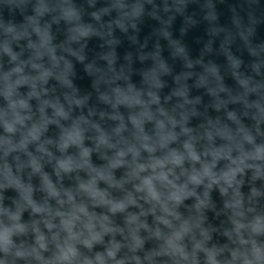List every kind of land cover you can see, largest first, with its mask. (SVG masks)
<instances>
[{
  "label": "water",
  "instance_id": "water-1",
  "mask_svg": "<svg viewBox=\"0 0 264 264\" xmlns=\"http://www.w3.org/2000/svg\"><path fill=\"white\" fill-rule=\"evenodd\" d=\"M247 2L0 0V232L13 229L0 264H25L94 200L87 188L100 193L114 179Z\"/></svg>",
  "mask_w": 264,
  "mask_h": 264
},
{
  "label": "clouds",
  "instance_id": "clouds-1",
  "mask_svg": "<svg viewBox=\"0 0 264 264\" xmlns=\"http://www.w3.org/2000/svg\"><path fill=\"white\" fill-rule=\"evenodd\" d=\"M46 75V74H45ZM23 106V105H22ZM7 127V130L8 131H12L13 129L11 128V126H6ZM33 138L35 139L36 136L33 135ZM71 141V142H79V136L78 134L76 135H69L68 139L65 141V143L62 145V147H67V144L68 142ZM187 147V146H186ZM84 155H87V150L84 151L83 153ZM122 155V154H121ZM192 155V158L193 159H198V157L195 156L194 153H191ZM174 163H179L180 162V158L179 157H174V160H173ZM34 167L35 169L38 171L39 168H38V165H35V162H34ZM59 167L62 168L63 170L65 171H69L70 170V161H61L60 164H59ZM193 180L196 181L197 178L196 177H193ZM198 182V181H197ZM145 184L149 186V191L150 193L155 197V193L154 191L152 190L151 188V184H150V181H145ZM19 186V185H18ZM44 186H45V189L48 191V193L52 196H56L58 195L55 187L52 185V183L48 180L47 177L44 178ZM22 187V186H21ZM86 190H91L92 191V194L93 195H100L99 193H97L95 191L94 188H87ZM30 189H24V198L28 201V203L31 205L32 207V210L34 212H42L44 211L45 209L37 206L36 204H34L31 199H30ZM123 208V205L122 204H118V205H114L113 206V211L115 210H118V209H122ZM11 219H13L14 221H18L19 220V212L15 213V214H12L11 215ZM66 226H67V222H66ZM15 231H23L24 230V227L23 225H20V224H16L15 225ZM12 232H13V229H9V228H5L3 232H0V246H3L4 247V250L7 251V246L9 244H11V235H12ZM96 237H94L95 239ZM38 240L39 241H42L43 240V237H38ZM43 243H41V247H43ZM110 255H112V253H110Z\"/></svg>",
  "mask_w": 264,
  "mask_h": 264
}]
</instances>
